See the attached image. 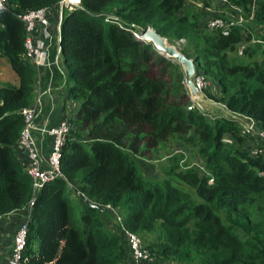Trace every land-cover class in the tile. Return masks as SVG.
Wrapping results in <instances>:
<instances>
[{
  "label": "trees",
  "instance_id": "1",
  "mask_svg": "<svg viewBox=\"0 0 264 264\" xmlns=\"http://www.w3.org/2000/svg\"><path fill=\"white\" fill-rule=\"evenodd\" d=\"M60 1L4 0L0 10V58L17 77V86H0V218L33 199L20 264H125L118 225L112 232L101 221L106 207L157 261L264 264V142L242 135L233 120L200 113L180 66L130 33L149 27L169 44L184 41L179 52L216 85L217 97L205 89L206 98L264 129V0H227L243 19L227 36L207 29L214 14L206 12L201 24L199 14L184 12L186 0H81L80 8L63 11L64 103L78 105L73 117H63L72 125L61 151L63 177L33 195L15 156L36 77L20 18ZM173 137L192 143L200 170L179 171L180 184L144 177L135 156ZM67 186L75 202L64 195Z\"/></svg>",
  "mask_w": 264,
  "mask_h": 264
},
{
  "label": "built area",
  "instance_id": "2",
  "mask_svg": "<svg viewBox=\"0 0 264 264\" xmlns=\"http://www.w3.org/2000/svg\"><path fill=\"white\" fill-rule=\"evenodd\" d=\"M210 5V15L214 14L207 22L208 30H220L223 36H227L230 27L235 24L243 23V19L240 15V10L231 6L227 0H205ZM217 6H224L228 9H232L237 18H230L225 21L217 16ZM81 7V0H63L57 4V7L48 10H40L36 12H30L27 15L20 18L24 24L25 29V56L29 63L33 66L35 71L40 69L51 70L52 67L58 65L60 57V31L62 25V13L63 11H73ZM4 8V0H0V10ZM56 15L58 20V29L56 33L51 32L50 15ZM106 23H117L116 18H106ZM130 33L132 36L140 41L141 31H137L134 26L131 27ZM48 38V39H45ZM43 39L48 41V44L43 43ZM145 43V42H144ZM55 44L56 56L53 61L50 60L49 51ZM241 54V53H240ZM196 87L202 92L207 89L205 78L201 75H195L194 77ZM41 80L37 79V96L40 97ZM39 104L36 103L30 107L21 110L24 126L21 131L18 140L17 155L21 160V164L26 166L27 175L31 181V188L33 195L37 194L46 183L54 181L57 178H62L60 173V158L63 146L66 143L67 136L70 133V123L67 119H61L58 123L51 127L38 126L36 124V114L38 112ZM190 109V108H189ZM237 119L233 120L240 128L242 135H256L262 142H264V129L256 126V122L246 116L237 115ZM33 132L39 133L41 136H47L49 138V152L44 158L40 156L39 151L33 141ZM17 147V146H16ZM24 156V157H21ZM33 199L29 205L22 210L15 211L7 216L0 218V234L1 227L4 221L8 223L10 219H13V215L19 211H24V217L20 219V224L12 234L11 243L13 247L10 251V258L8 264H20L21 253L26 244L27 235V220L29 219L30 208L32 207ZM112 209L111 207H106ZM117 233L124 245L125 264H155L157 260L147 250L143 244V241L137 235L129 232L122 226L121 218L117 217ZM1 242V241H0Z\"/></svg>",
  "mask_w": 264,
  "mask_h": 264
},
{
  "label": "rangeland",
  "instance_id": "3",
  "mask_svg": "<svg viewBox=\"0 0 264 264\" xmlns=\"http://www.w3.org/2000/svg\"><path fill=\"white\" fill-rule=\"evenodd\" d=\"M216 8H219L220 9L219 11L222 13V14H218L217 15L218 17H220L221 15H225L227 18H229V15H230V17L232 18H235V19L237 18V16H235V12H233L232 10H229L228 8L224 6L222 7L217 6ZM209 10H210V5L205 0H186L184 12H190L196 15L199 14L202 18L201 24H203L202 22H203L205 13ZM61 19H62V16H61ZM174 46L178 49L182 46H185V42L178 41L177 44H175ZM244 47H245L244 44L241 45V48H244ZM50 50H51L50 51L51 58L52 60H54L53 58L55 57V54H56L55 44H53V47ZM160 56L167 60H170L173 63H176L172 59L166 58L164 55H160ZM61 59L62 58H60V60ZM152 71L153 73H155V71L158 72V70H156L155 68L154 69L152 68ZM195 72H196V69H195ZM41 75H42V72H41ZM40 77L42 81L43 76H40ZM156 77H159V76H156ZM204 78L208 86L207 90H209L213 96L217 97V93L215 92V88H216L215 83L212 82L210 79L206 78L205 76ZM165 81L170 82V79L166 78ZM3 85L17 86V77L14 71L12 70V68L10 67V65L7 63L6 59L0 58V86H3ZM34 85H37V80L35 81ZM63 87L65 88L66 85H63ZM185 89H186V92H188L186 87ZM36 103L37 102H34L33 105ZM77 105L78 103L76 101L68 102L65 107L66 108L65 116L73 117L77 111ZM192 106L195 107L200 113H202L194 104H192ZM32 137H33V134H32ZM250 151L251 153H253L252 150ZM135 161L142 175L146 177L147 179L160 181L162 178L163 179L167 178L176 184H180V180L177 177V173L179 171L189 169V168H195V169L200 170V167L202 166L201 160L197 157L195 148L192 147V143H189L188 141L185 142L184 140L177 138V137L171 138L170 143H168L166 146H163V148L161 147H159V149L156 148V150H154L153 152H150L149 150L142 157L135 156ZM181 187L183 189H186L189 192L191 191V188H187V186L184 184H182ZM63 193L68 198V200H70V202L76 201L75 192L71 191L68 186L64 188ZM103 213H107L111 216V220H109L110 225L112 223L118 224L116 219L117 217L120 218V216L117 214V212L113 209L104 208L103 211L101 212V221L103 223V226H104ZM195 223H192L191 221H189L188 224L194 225ZM109 229L112 230L110 226H109ZM113 230L115 231V229ZM199 230H202V228L196 231H199ZM155 264H167V263L157 261Z\"/></svg>",
  "mask_w": 264,
  "mask_h": 264
},
{
  "label": "crops",
  "instance_id": "4",
  "mask_svg": "<svg viewBox=\"0 0 264 264\" xmlns=\"http://www.w3.org/2000/svg\"><path fill=\"white\" fill-rule=\"evenodd\" d=\"M217 9V13L219 14V8ZM50 23H51V32L56 33L58 29V20L56 15H50ZM264 35V33H262ZM48 39V38H45ZM44 44H48V41L43 39ZM53 47V46H52ZM51 47V49H52ZM51 51V50H50ZM49 51L50 60H52ZM56 56V54H55ZM55 58V57H54ZM53 58V59H54ZM59 57V63L55 67L53 66L51 70L40 69L38 72L35 71L36 77L35 81L42 77L40 90V97L37 95L38 88L34 85V102L39 104L38 112L36 114V124L38 126H47L51 127L58 123L63 117L65 116L66 111V104L64 100L66 98V87L64 88L66 82V69L63 65V60ZM54 68V69H53ZM42 72V75H41ZM33 141L36 145L37 150L40 153V156L44 158L46 154L49 152V138L47 136H41L37 132H33ZM18 150V145L16 147L15 152ZM19 163L23 158L19 159L17 153L15 154ZM24 157V156H21ZM24 211H19L13 215V219H10L7 222L4 221L3 226L1 227V234H0V264H8L9 261V253L11 249V239L12 233L17 226L18 220L24 217ZM109 220H111V216L107 213H103V221L104 227L109 229V226L113 229L117 226V224L112 223L110 225Z\"/></svg>",
  "mask_w": 264,
  "mask_h": 264
},
{
  "label": "water",
  "instance_id": "5",
  "mask_svg": "<svg viewBox=\"0 0 264 264\" xmlns=\"http://www.w3.org/2000/svg\"><path fill=\"white\" fill-rule=\"evenodd\" d=\"M141 40L149 44L160 55H164L168 59L175 61L181 68L183 73V84L187 88V97L204 115L213 118L224 117L230 120L237 119L234 113L229 112L223 105L212 102L196 87L194 77L195 64L192 59L183 56L178 49L167 42V40L158 35L153 29L147 27L141 31ZM61 38L59 40L60 44ZM78 197L89 207L91 206L85 197L81 194Z\"/></svg>",
  "mask_w": 264,
  "mask_h": 264
}]
</instances>
